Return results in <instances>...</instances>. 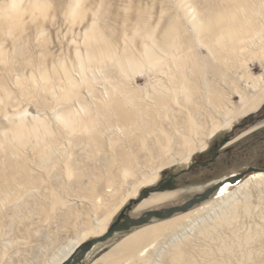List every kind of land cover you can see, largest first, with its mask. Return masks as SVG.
<instances>
[{"label": "rangeland", "instance_id": "rangeland-1", "mask_svg": "<svg viewBox=\"0 0 264 264\" xmlns=\"http://www.w3.org/2000/svg\"><path fill=\"white\" fill-rule=\"evenodd\" d=\"M207 1L218 7V15L228 13L221 23L205 21L208 13L205 0H0V168L5 166V157L9 156L16 164H23L27 173L44 180L42 187H33L41 188L34 196L18 181L15 194L0 199V264H48L67 241L81 237L85 242L103 235L98 227L99 220L116 207L111 212L107 229L124 209L125 214L137 217L148 209H158L176 200L180 204L211 182L240 170L235 164L213 173L206 168L185 173L195 157L206 156V148L213 139L207 137L208 133L216 121H224L227 112L232 113L231 123L222 126L217 134L259 113L261 108L255 112L247 109L233 114V111L258 91L264 93V49L260 48L239 56L226 80L218 82L219 106L201 98L197 109L191 110L187 104L171 101L169 111L165 110L168 138L163 136L165 141H162L158 134H152L145 147L128 152L130 156L125 165L119 161L114 167L117 174L114 183L108 179L110 173L108 167L103 166L105 163L90 155L98 151L110 154L108 161L112 160L108 133L101 128L107 119L115 120L109 107L114 97L128 101L136 96L133 101L142 107L153 103L157 82L161 80L172 88L168 77L172 74L177 77L181 72V66L177 67V59L181 56L177 46H191L185 57L187 62L197 59L192 19L202 17L207 25L228 24L234 21L229 15L237 12V17L244 16L257 5L264 15V0ZM252 12L258 17L254 10ZM167 33L170 44L165 47L163 40ZM103 50L107 51L106 56L87 58L88 52ZM200 51L206 55V49ZM148 52L160 57L161 66L147 63ZM127 55L141 66L127 70L115 62L117 59L124 62ZM65 71L69 72L74 84L68 82ZM108 108L109 113H104ZM177 109L178 118L176 114L173 121L171 113H177ZM68 110L76 114L71 124L58 118V113ZM88 116L93 118L92 123H86ZM189 119H193L197 131L185 127ZM19 125L23 128L20 136L15 130ZM92 127L93 133L101 136V148L94 147L88 140ZM201 141L207 145L202 150L199 148ZM192 147H196V151L187 158ZM50 148L58 159L53 168L60 174L62 184L57 188L50 185L48 173L38 162V155ZM72 159H77V164L70 165ZM169 161L173 162L163 165ZM171 172L177 173L174 181L184 192L164 190L175 192L176 197L162 204L138 208L156 192L147 193L146 190L158 185ZM133 184L137 186V193L128 195L133 191ZM237 185H225L191 207L192 210L205 207L195 217L202 215L210 219L215 213L221 215L219 205L231 196ZM43 187L47 190L43 191ZM251 195L250 213H245L239 204L232 226L220 230L229 248L223 253L225 264H241L247 251L253 252L250 264H264V232H261L264 230V187L252 189ZM18 200L23 208L19 217L6 216L8 205ZM132 200L136 201L131 203ZM162 220L165 219L154 218L142 226L115 232L105 241L94 244L76 264H129L124 255L114 253H109L108 261L99 258L141 227ZM188 222L178 231L184 229L192 234V225L202 224L193 219ZM89 226L93 229L88 228L83 237L82 229ZM246 235H249L248 243L243 240ZM219 242L206 241L216 257H220ZM193 253L194 257L198 256L199 264H208L210 255L202 257Z\"/></svg>", "mask_w": 264, "mask_h": 264}, {"label": "bare ground", "instance_id": "bare-ground-1", "mask_svg": "<svg viewBox=\"0 0 264 264\" xmlns=\"http://www.w3.org/2000/svg\"><path fill=\"white\" fill-rule=\"evenodd\" d=\"M205 1V8L208 12L205 21L211 20L213 23L214 21L215 23H221L222 18L228 13L221 16L218 15V7H214L207 0ZM258 3L261 4L262 2ZM253 10L258 17H255L252 12ZM259 11L260 7L257 5V8L250 9L249 12L241 17H237V12H235L228 16L234 19L232 23L221 25H207L208 23H205V21L203 22L202 17L192 19L191 29L193 32L194 48L198 56L197 59L192 58V62H187L188 60L185 57L188 55L187 51H189L191 46H185V48L183 46H177V51L181 54V58L179 57L180 59H177V67L181 66L183 71L180 68L181 72L177 77L173 74L168 77L172 84V88H169L161 80L157 82V87L153 89V103H146L144 107L133 101L136 96H132L133 98H129L128 101H124L120 99V97H114L111 100L109 107L112 110L115 120L107 119L105 125H102L101 130L108 133L110 147L113 152L112 160L108 161L110 154H99L98 151H96L97 153L90 154L100 163L104 162L105 165L102 163L103 166L106 168L108 167L110 173L108 179L111 183H114L116 179L117 174L114 171L116 163L120 161L122 165H125L130 156L128 152H135L139 150V148L145 147L152 134L153 136L154 134H158V136H160L158 138L159 140H162L163 136L165 139L168 138L166 125L169 124H167V120L165 119V110L167 112L169 111L171 101H177L178 105L187 104L188 108L191 110L197 109L198 100H202L201 98L209 100L210 103L216 107L219 106L221 99L219 97L220 91L218 82L226 80V76L230 72L229 70L235 67L234 61L239 58V56L249 55L255 49H264V15ZM241 19L245 21L242 23L239 22ZM168 38L169 36L167 33L163 40L165 47H168L170 44ZM201 49H206V55L201 53ZM100 55L106 56L107 51L88 52L87 58L92 59ZM145 60L148 64L154 66H161L162 64L160 57L153 55L151 52L146 54ZM115 62L127 70H135L141 66L139 61L129 58V55L126 56L124 62L118 59L115 60ZM233 72H236V70H233ZM65 75L68 82L70 81V84H74L69 72L65 71ZM242 100H244V98H242ZM243 103L244 105L234 110L233 114L247 109L251 110V112L259 110L264 104V93L258 91L256 94L250 96L249 100H245ZM104 111V113H109V108ZM229 112L225 114L226 117L223 122L218 123L216 121L213 124L212 129L208 133V138H213L222 126H227L231 123L230 114L232 113ZM178 113V109L177 113H171L173 121L176 119V114L178 118ZM75 116V112L70 110L58 113V118L66 124H71L70 122L73 121ZM92 119L91 116H88L85 121L86 123H92ZM185 127L191 131H197L193 119H189L185 123ZM93 129L94 127H92V132L89 133L90 137H88V140L90 139L92 141L94 147L101 148L103 146L101 136L100 134L97 135V133H93ZM15 130L19 136L23 134L22 125L17 126ZM165 139L162 141H165ZM164 145L165 143L163 142V146ZM206 146L205 141H201L199 144L201 150L205 149ZM195 151L196 147L190 148L187 153V158H190ZM66 158L62 160L66 161ZM56 160L58 159L55 157L53 148H50L45 154L38 155L39 165L44 167V171L48 173L50 177V185L57 188L61 186L62 182L60 174L53 168ZM171 162L173 161H169L163 165L165 166ZM74 164H77V159L71 160L70 165ZM163 165L156 168L154 176L157 175ZM23 167V164H16L9 156L5 157V166L2 169L0 168V199L9 198L10 195L15 194L14 189L18 181L28 188L26 192H28L29 195L34 196L40 193L41 188L34 189L33 187H42L44 180L41 179L40 176L35 177L27 173ZM263 187L264 171L254 173L241 183L231 196H228V199L224 200L222 205H219L220 212H218L219 214L222 213L221 215L215 213L213 216L214 218L210 219L202 215L195 217L202 212L205 207L193 210L190 208L191 210H188V212L186 211L184 214L174 216L175 213L171 217L165 218V220L143 226L135 233L128 235L122 239L111 252L102 255L99 260L108 261V256L114 253V255H124L129 264H175L177 261L181 264H199L196 258L198 256L195 255L196 257H194L193 252H195L202 257H209L210 255L211 257L207 259L208 264H225L223 253L229 250V248L224 239L225 237L222 238L220 230L223 231L224 228L232 226L233 220L237 217L236 211L240 208L239 204L242 206L244 212L249 214L251 208V190L254 188L261 189ZM132 189L133 191L128 195L137 193V186L135 184L132 185ZM42 190H47V188L43 187ZM174 195L175 192L173 191L153 192V194L139 204L138 208H146L165 203L174 199L176 197ZM8 207L6 209L7 211H5V215L12 216L13 218L19 217L23 209L22 202L19 200L13 201ZM116 208L111 210L110 213H105L100 218V225H98V227L102 234L106 233L108 230L109 217L112 215L111 212H114ZM41 213H43V211H41ZM192 219L194 221H199V223L202 222L199 227L191 222L193 224V228L191 229L193 230L192 234H189L188 231H183L184 229L180 232L178 231V228H182L186 222ZM88 228L90 230L93 229L90 226L86 229L83 228V237L87 235L86 232ZM261 232H264V230ZM170 234L172 236L166 238ZM234 234H236V231ZM162 237H165L166 240H161ZM248 237L249 235H246L243 239L247 243ZM82 239L84 238L77 237L76 240L67 241V243L58 249V252L54 254L48 264H61L63 261L67 260L75 249L84 243ZM213 240L220 241L217 245L220 257H216L211 252L208 244L206 245V241L209 242ZM237 240L240 241L241 238L237 237ZM152 249L153 251H151ZM252 255V251L244 253L243 259L245 260L241 264H250V260L253 259ZM116 259L117 258L113 260L115 261Z\"/></svg>", "mask_w": 264, "mask_h": 264}, {"label": "flooded vegetation", "instance_id": "flooded-vegetation-1", "mask_svg": "<svg viewBox=\"0 0 264 264\" xmlns=\"http://www.w3.org/2000/svg\"><path fill=\"white\" fill-rule=\"evenodd\" d=\"M263 142L264 105L260 109L259 113L257 112L255 115H252L243 121L236 123L225 133L215 135L206 148V156H197L191 161L185 173L188 171H199L203 168H206L207 171H211L213 173L214 171H218L221 167H232L235 164L238 165L237 168H240V170L236 171L235 173H229L223 178L211 182L203 190L194 193L192 197L202 193L207 188L216 184H221L218 189L225 185H240L251 173L254 174L264 171ZM243 173L245 174L239 178L238 176ZM176 177L177 173L171 172L169 176L165 175L158 185L147 189L146 192L151 193L153 191H164L167 189H180L183 193L184 191L182 188H177V185L174 181ZM218 189H216L213 193L218 191ZM173 205H177V200L176 202L174 201L168 203L167 205H163V207Z\"/></svg>", "mask_w": 264, "mask_h": 264}, {"label": "water", "instance_id": "water-1", "mask_svg": "<svg viewBox=\"0 0 264 264\" xmlns=\"http://www.w3.org/2000/svg\"><path fill=\"white\" fill-rule=\"evenodd\" d=\"M245 173L238 176L239 178L243 176ZM236 177V178H238ZM221 184H216L207 188L200 194L192 197L188 201L177 204L169 207H162L158 209H148L144 211L141 215L137 217H131L125 214V209L119 214L117 219L110 225L106 233L103 235L87 240L78 246L75 251L68 257L67 260L63 261L61 264H76L77 262L81 261V259L86 255V253L93 247L94 244L97 242L105 241L110 236H112L115 232L131 229L133 227L142 226L144 224L149 223L152 219H165L171 217L175 213L186 212L191 207L200 203L210 197V195L219 188ZM143 194V193H142ZM136 200H132L134 202Z\"/></svg>", "mask_w": 264, "mask_h": 264}]
</instances>
